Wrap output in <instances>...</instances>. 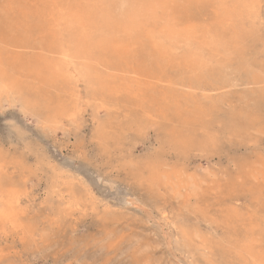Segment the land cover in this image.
<instances>
[{
    "label": "rangeland",
    "instance_id": "rangeland-1",
    "mask_svg": "<svg viewBox=\"0 0 264 264\" xmlns=\"http://www.w3.org/2000/svg\"><path fill=\"white\" fill-rule=\"evenodd\" d=\"M20 1L17 12L0 0V12L10 15L0 33L8 30L12 44L38 35L37 23L23 31L24 19L10 14H22ZM257 1L262 22L242 60L227 54L213 71L176 69L162 77L144 75L139 56L113 66V74L124 69L119 77L141 80L143 97L114 92L104 107L78 102L55 123L26 114L0 89V264H264V180L263 187L241 179L234 191L228 185L264 163V0ZM181 12V19L212 20L197 8ZM9 47L31 59L42 53L39 45ZM192 132L214 142L181 155L174 138ZM151 168L183 169L185 178L209 184L187 200L151 184Z\"/></svg>",
    "mask_w": 264,
    "mask_h": 264
},
{
    "label": "bare ground",
    "instance_id": "bare-ground-1",
    "mask_svg": "<svg viewBox=\"0 0 264 264\" xmlns=\"http://www.w3.org/2000/svg\"><path fill=\"white\" fill-rule=\"evenodd\" d=\"M6 1L9 5L15 4L17 12L23 8L20 0L17 2L16 0ZM24 1L26 8L21 12L22 14L13 12L10 14L24 19L28 24L20 25L21 28L23 27L21 29L23 31H30L29 25L37 23L34 25L38 28V35L35 31L34 36L31 37H29L30 35L27 37L25 34L24 39L16 40L13 45L11 42L14 40L11 41V37H7L8 30L0 33V89L9 92L26 114H32L46 122L53 121L55 123L60 121L58 119L60 116L75 111L78 102H99L98 107L101 103H103L101 106L104 107L114 92L127 93L129 96L131 94L134 98L143 97L144 91L140 90L143 85L141 80L132 78L133 81L130 82L127 78L119 77V73L124 75V69L121 68L123 72H116L115 68L116 74L112 73L114 71L112 68L124 66L127 59L137 58V56L142 58V63L146 64L145 69H147L146 71L143 69V72L140 67L143 74L148 70H152V73L153 71L157 72L156 75L149 74V76L147 74L148 79L152 81L153 75L167 76L168 72L172 73L176 69H193L196 72L213 71L219 67L218 58L224 55L231 54L233 56L236 53L238 56L236 58L242 60L246 52L245 42L257 35L262 22V6L258 4L257 0ZM209 4H212L213 8H210L212 6ZM194 8L203 11V13H211L209 14L212 15L211 22L202 23L193 22L187 18L181 19L182 10L193 11ZM7 11L0 12V31L2 30L1 26L9 19L10 15ZM40 11L41 14H38ZM37 15L39 17L34 20V16ZM35 35L40 38L38 44L37 40H34ZM7 45H10L9 48L17 46L19 50L33 49L39 45L42 53L32 56L31 59L30 56H26L22 52L7 50ZM136 67L138 66L136 65ZM132 70L133 68H131V72ZM140 73L138 75L142 77L143 75L141 76ZM251 79L252 81L256 80L257 83L263 82V78L257 75H253ZM162 81H158V83ZM143 90L145 89L143 88ZM131 107L133 108V106ZM112 108L114 109V107ZM134 110L138 111L137 108ZM255 121L256 119H251L249 122L252 124ZM210 142H214L211 137L199 138L194 132L184 135L180 133L173 141L174 147L181 155H187L195 147L205 148ZM246 169L247 171L240 174V177L234 178V182L228 184L230 189L233 191L236 189V179H241L243 182L254 181L255 184H259L261 179L264 180L263 161L252 172L248 171L250 170L248 167ZM3 170L0 168V173ZM149 177L151 184L160 183L161 187L162 185L168 186L175 191V194L187 200L190 196H197L200 195V191L201 193L205 191L204 184L206 183L200 181L198 177L185 178L183 169L176 173H165L161 172L159 168H151ZM238 181L240 182V180ZM259 185L263 187V184ZM241 186L238 185V187ZM249 187L247 189H250ZM253 188L258 189L254 186ZM206 191L210 192L207 189ZM14 197L15 194L11 190L7 198L12 200ZM254 198L257 197L254 196ZM261 201L263 200L261 199ZM254 214L253 212V217ZM231 215L235 219L239 217L237 216L239 214L236 215L234 212ZM5 216L9 220H13L10 215ZM242 217L241 220L245 221ZM241 223L244 224V222ZM236 231L238 232V230ZM251 241L255 242V240ZM249 249L252 250V246L249 245Z\"/></svg>",
    "mask_w": 264,
    "mask_h": 264
}]
</instances>
